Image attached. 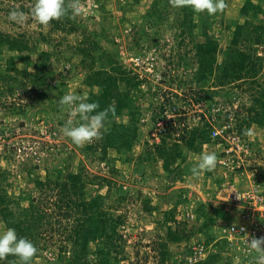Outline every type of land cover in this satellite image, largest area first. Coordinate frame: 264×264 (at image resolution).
<instances>
[{
    "label": "trees",
    "instance_id": "1",
    "mask_svg": "<svg viewBox=\"0 0 264 264\" xmlns=\"http://www.w3.org/2000/svg\"><path fill=\"white\" fill-rule=\"evenodd\" d=\"M73 2L74 0H66L67 5H71ZM164 2L165 0H155L151 11L146 14L145 23L135 27V33H133L135 38L129 43V50L142 53L141 50L146 48L150 40L160 46L159 35L151 30L159 26L164 14L167 13V5ZM78 3L81 7V3ZM2 4L0 2V12L5 10L6 14L15 8L23 12L31 10L30 7H26L24 2L20 6L9 3L7 9L5 4ZM192 13L194 10L191 6L180 7L178 12L182 18V31L178 33V36L183 37L181 40L183 43L187 41L186 35H190L192 38L195 32ZM241 13L256 17L258 14L264 13V9L260 5L254 4L253 1L247 0L241 7ZM72 17L70 9L67 15L52 20L47 31L41 28L36 32L23 30L15 33L0 28V54L5 51L9 53L5 67L0 64V93L8 91L7 95L15 96L16 94L18 86L15 84V75L17 72L24 73V70L16 69L17 56L25 61L33 58L34 53L36 54L34 66L37 71L42 73L41 82L43 83L45 76H52L54 70L53 52L49 48H43V42L51 44L54 35L58 32L69 34L81 31L85 37L81 41L83 45L76 48L73 53H80L82 56L78 66L86 72L85 83L92 89L88 95L89 100L99 102L100 109L98 110L109 108L110 105L114 106L115 112H109L108 119L115 118L124 111L129 114L130 118L127 123L114 122L111 128L102 127V137L88 143L83 152L90 154L93 159L103 160L107 158L110 148L131 151L141 135L139 122L142 111L137 100L143 96L141 89L143 80L151 86L150 79L140 77L124 62L122 63L119 57L121 51H118V47L116 50H109L102 44L100 37L94 34H98L99 31L93 29L87 22L93 17L90 15L86 17V9L81 7V13ZM249 20L250 26L240 24L234 30L232 42L224 50L225 57L218 65L219 73L215 74V64L219 61L220 47L213 37H208L204 43L197 42L195 54L192 57L196 69L191 73L190 80L198 89L195 93L200 99L209 97L207 86L213 77L216 84H232L233 91H230L229 94H233L234 98L236 95L240 97V95L248 93L249 99H251V104L248 106L243 99L240 109L225 107L226 110L219 114V124H231L232 127L228 130L236 131L251 147V152L245 158L240 169L224 168L222 170L221 166L215 168L217 169L215 180L219 189L235 184L238 172L243 173L242 175L251 174L254 180H264V167L260 164L258 157L261 149L255 140L249 138L251 125L257 124L264 127V82L258 80L264 66L260 55L242 49L239 45L241 41L245 40L264 47V17L258 22L254 19ZM103 32H106L104 28ZM137 36L138 39H136ZM111 39V42L115 43L116 38ZM63 41L64 39L60 38L57 46L61 45ZM11 52L14 54L11 55ZM183 58L184 56L181 57L179 63ZM67 61L72 62V59ZM61 87L63 88L56 90L58 94L65 90L63 85ZM46 96L47 94H43V98ZM176 96L178 95L176 94ZM171 100L173 101L171 97H168L166 100L158 102L156 110L149 120L151 123L149 129L155 126L165 104L171 103ZM234 102L235 99L230 97V103L234 105ZM243 107L245 108L244 112L241 111ZM187 120V116L178 115L175 117L170 122L169 129L162 136L161 141H150L148 143L149 151H146V159L161 164L169 176L176 174L175 180L179 172L177 170L179 161L183 163L187 161L188 153L192 151L200 153L205 144L215 143L211 137L213 127L206 118L193 126L189 125ZM54 168L56 172L54 176H48L45 180L35 179L33 192L27 193L25 198V193L19 195L9 193V186L4 184L7 182L9 172L0 171V223L7 227H14L19 236H26L35 242L39 251L34 258L52 250L54 260H56L52 262L53 264L61 261L67 262L66 264H124L129 262L131 256L127 249V239L119 231V227L126 222V215L119 211L128 199L129 190L115 179L92 174L83 164H80L78 171L72 170L69 164ZM226 171L227 173H225ZM210 172L213 173V171H209L207 174ZM89 185H93L96 190L94 196L89 195L87 191ZM105 187L107 190L103 191ZM34 192L40 193L37 199H35ZM24 199H28L26 206L23 204ZM188 200L182 197L176 199L174 205L164 211L163 222L164 225H167L166 234L154 247L158 252L157 255H154L158 264H170L169 261L172 257L170 244L187 243L197 232L205 234L207 244H209L215 238L214 235L209 234L213 226L218 222L231 220H226L227 218L222 216L221 208L216 207L212 202L199 201L194 213L196 220H202V222L196 225L195 229H189L188 221L180 220L177 217V207L186 204ZM146 204L147 209L151 211L159 209L156 205ZM52 208L58 210L57 217L54 219H51L47 213ZM219 218L221 219L219 220ZM55 234H58V239ZM221 241L222 245L226 244L225 239ZM93 242H98L95 247L92 246ZM55 244H57V248H53ZM218 252L214 251L207 259L199 260L193 264H214L220 257ZM48 262L50 263L49 260ZM0 264H21V261L18 257L9 255L0 259Z\"/></svg>",
    "mask_w": 264,
    "mask_h": 264
},
{
    "label": "rangeland",
    "instance_id": "2",
    "mask_svg": "<svg viewBox=\"0 0 264 264\" xmlns=\"http://www.w3.org/2000/svg\"><path fill=\"white\" fill-rule=\"evenodd\" d=\"M246 1L225 0L226 7L214 15H209L206 11H194L192 14L195 32L192 38L190 35H186L187 41L183 43L181 42L183 37L178 36V33L182 31V18L181 14H178L180 7L175 5L174 0H165L167 13L164 14L159 26L151 30L159 35L160 46L150 40L140 53L136 50H129L128 45L135 38L133 34L135 27L145 23L146 14L151 11L155 0H78L81 7L86 9V17L88 15L93 17L87 22L93 29L99 31L98 34H94L100 37L102 44L109 50H116L118 47V51H121L119 56L121 62H124L133 72H136L133 68L135 65L132 64L135 56H143L145 60H147L146 57L151 59L155 57V74L149 73L148 77L151 86L143 80L141 86L143 96L137 100L143 114H140L141 135L139 141L131 151L110 148L107 158L101 160L100 158L93 159L90 154L83 152L88 143L83 146L76 145L64 135L63 128L66 121L69 118H72L74 122H79V120L78 117L70 116V109L67 106L60 104L62 96L68 93H78L88 97L92 89L85 83L86 72L78 66L82 56L80 53H73L76 48L83 45L81 42L85 38L83 33L81 31L69 34L56 32L51 44L41 43L43 48H49L53 52V75L45 76V82L42 83L43 75L34 66L36 54L34 53L33 58L25 61L17 56L16 69L24 70V73L17 72L15 75V84L18 86L16 94L15 96L7 95L8 91L0 93L2 96L0 99V171L9 172L7 182L4 183L9 186V193L15 195L25 193V198L27 193L33 192L35 179L45 180L48 176H54L56 173L54 167H64L67 164L71 165L72 170L75 171H78L80 164H83L92 174L115 179L129 190L128 199L119 211L126 215V222L119 227V231L127 239V249L131 256L130 261L124 264H158V260L154 256L158 252L154 247L166 234L167 225H164L163 222L164 211L170 209L176 199L181 197L189 199L186 204L177 207V217L180 220H187L189 229H195L196 225L202 222V220H196L194 212L199 201L210 202L212 200V191L206 192L204 183L210 181L207 177L211 175L213 177V173L207 174L208 171H204L199 177H193L191 168L199 160L201 153H216V151L212 145L205 144L200 153L194 151L188 153L187 161L177 163L179 172L176 180L175 174L171 181L173 174L169 176L161 164L146 159V151H149L148 143L151 141L148 133L151 126L149 120L154 114L158 102L162 101L161 95L164 90L167 89V93L172 94L171 99H175L176 102L188 100L189 97L196 94L195 91L198 89L194 87L195 84L190 79L191 73L196 69L192 57L195 54L197 42L204 43L208 37L217 40L220 52L218 54L219 61L215 64V74L219 73L218 65L223 61L224 50L231 44L234 30L238 25H249V19L258 22L264 17V13H260L256 17L243 15L241 7ZM251 1L264 9V0ZM0 2L5 4L6 9L9 3L20 6L22 2L26 4V7L32 9L35 0H0ZM6 12L5 10L0 12V28L15 33L23 30L36 32L41 28L47 31L50 28V24L41 27L42 24L31 15V10L24 11L25 18L22 23L10 21ZM103 28L106 30L105 33ZM113 37L116 38L115 43L111 42ZM60 38L64 41L57 46ZM138 38L137 36L136 39ZM239 45L242 49L260 55L264 66V47L262 45L245 40L241 41ZM10 54L13 55L14 52ZM15 54L17 55V53ZM182 56L184 58L179 63ZM8 58L7 51L0 54V64L3 67H5ZM70 58L72 62L67 61ZM147 71L149 72V70ZM214 79L213 77L207 86L209 89V97L205 99L207 103L214 101L230 103L231 97L235 99V104L227 103V107L230 109L231 107L240 109L243 99L247 106L251 104L248 93L240 95V97L236 95L234 98L233 94H229L230 91H233L232 84L219 85ZM258 80L264 82V67ZM61 85L65 90L58 94L56 90L62 89ZM95 90L97 89L95 88ZM43 94H47V96L43 98ZM157 110L159 111V109ZM241 111L244 112L245 108L243 107ZM129 119V114L124 111L115 118L105 120L102 127L111 128L114 122L123 124L127 123ZM187 121L191 126L197 125L194 119L188 118ZM249 131V138L255 140L261 149V153L258 155L260 162V160H264V127L253 124ZM261 165L264 167L263 164ZM214 171L217 174V170ZM238 188L241 189V187ZM105 190L107 187L103 188V191ZM87 191L89 195L96 194L93 185H89ZM201 194L204 195V198L200 196ZM34 196L37 199L40 193L34 192ZM23 201L26 206L28 199ZM146 203L156 205L159 209L151 211L147 209ZM57 211L52 208L47 213L51 219H54L57 217ZM220 224L218 222L213 226L209 233L215 238L208 244L210 251L205 259L210 257L212 252L219 251L220 257L214 264H245L242 250L233 249L227 241L225 245H222L221 240L224 238L220 233ZM6 228L5 224L0 223V232ZM58 238L57 234L56 239ZM196 240L207 243V236L197 232L187 243L170 244L172 257L169 263L188 264L189 244ZM97 243L93 242L92 246L95 247ZM217 244L218 246H216ZM224 246L225 248H223ZM53 248H57V244L53 245ZM51 253L52 250L46 251L44 255L34 258L32 264H53L52 262L56 260L50 258ZM66 263L61 261L57 264Z\"/></svg>",
    "mask_w": 264,
    "mask_h": 264
},
{
    "label": "built area",
    "instance_id": "3",
    "mask_svg": "<svg viewBox=\"0 0 264 264\" xmlns=\"http://www.w3.org/2000/svg\"><path fill=\"white\" fill-rule=\"evenodd\" d=\"M146 59L143 56H135L132 64L135 65L133 68L140 77L148 78L149 73L155 74V57L153 59L146 57ZM168 97H172V94L167 93L166 89L161 95V99L164 101ZM227 105L225 101L207 103L205 99H200L197 94H193V97H189L188 100L182 102H176L174 99L171 103L165 104L160 119L153 128L149 129L151 141L160 142L162 136L168 131L170 122L178 115L194 119L197 124L203 118H206L213 127L211 137L215 143L211 142L209 144L215 148L218 156L216 167L221 166L222 170L224 168L230 170L240 169L245 158L250 154L251 147L236 131L230 132L228 130L232 127L231 124H219V114L228 108ZM242 174L238 172L237 176ZM247 177L250 182L245 189H239L236 184H231L227 188L229 191L228 200L235 207L238 217L228 222H222L220 233L229 243V246H232L233 249L242 250L245 256V264H259L258 257L260 254L250 249L248 241L250 242L254 238H264V180H254L251 174H247ZM189 249L187 263L193 264L207 257L210 246L202 240H196L189 244ZM50 258H54L53 253H51Z\"/></svg>",
    "mask_w": 264,
    "mask_h": 264
},
{
    "label": "clouds",
    "instance_id": "4",
    "mask_svg": "<svg viewBox=\"0 0 264 264\" xmlns=\"http://www.w3.org/2000/svg\"><path fill=\"white\" fill-rule=\"evenodd\" d=\"M174 2L177 7L191 6L194 11H206L209 15H214L226 7L225 0H174ZM70 9L73 16L81 13V7L75 0L71 5H67L66 0H35L31 15L40 24L47 25L52 20L67 15ZM24 18L25 13L18 8L12 9L8 14V19L13 22L22 23ZM60 104L70 109L71 117H78L79 122L69 118L63 132L74 144L81 146L102 137L101 129L108 119L109 112H115V107L111 105L109 108L98 110L100 109L98 101H90L86 95L78 93L63 95ZM217 162L218 156L215 152L201 153L199 160L191 168L192 176L199 177L204 171H212L216 168ZM248 244L250 249L260 254L259 264H264V238H254L248 241ZM38 251L35 242L26 236H19L14 227H7L0 232V259L13 255L19 258L21 264H31Z\"/></svg>",
    "mask_w": 264,
    "mask_h": 264
},
{
    "label": "crops",
    "instance_id": "5",
    "mask_svg": "<svg viewBox=\"0 0 264 264\" xmlns=\"http://www.w3.org/2000/svg\"><path fill=\"white\" fill-rule=\"evenodd\" d=\"M260 163L264 165V160H260ZM212 171H213V177L212 175L208 176L207 179L210 181H207V183H204L206 192H208L209 190L212 191V200L210 202H212L216 207L221 208L222 216L224 218H227L226 220L237 219L238 217L237 211L235 207H233L230 201L228 200L229 191L227 188H229L231 184L226 185L223 188L220 187L219 189V187H217V182L215 180V177L217 174L214 170ZM249 182H250V179L247 177V175H239L235 178L236 186L241 187V189H245L246 187H248ZM200 196L204 198L203 194H201ZM199 199L202 200V198H199ZM220 219L221 218H219V220Z\"/></svg>",
    "mask_w": 264,
    "mask_h": 264
},
{
    "label": "water",
    "instance_id": "6",
    "mask_svg": "<svg viewBox=\"0 0 264 264\" xmlns=\"http://www.w3.org/2000/svg\"><path fill=\"white\" fill-rule=\"evenodd\" d=\"M173 179H174V174L171 176V181H173Z\"/></svg>",
    "mask_w": 264,
    "mask_h": 264
}]
</instances>
